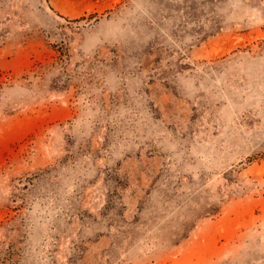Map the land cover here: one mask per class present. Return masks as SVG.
Returning a JSON list of instances; mask_svg holds the SVG:
<instances>
[{
  "label": "rangeland",
  "instance_id": "rangeland-1",
  "mask_svg": "<svg viewBox=\"0 0 264 264\" xmlns=\"http://www.w3.org/2000/svg\"><path fill=\"white\" fill-rule=\"evenodd\" d=\"M0 264H264V0H0Z\"/></svg>",
  "mask_w": 264,
  "mask_h": 264
}]
</instances>
